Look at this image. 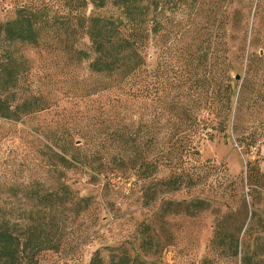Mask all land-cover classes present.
Wrapping results in <instances>:
<instances>
[{"label": "rangeland", "instance_id": "1", "mask_svg": "<svg viewBox=\"0 0 264 264\" xmlns=\"http://www.w3.org/2000/svg\"><path fill=\"white\" fill-rule=\"evenodd\" d=\"M26 1L0 0V22L11 19L15 7ZM30 1L43 17L56 16L62 22L47 29L38 45H14L24 65L19 93L40 97L46 108L18 121L0 118V220L23 236L42 219L57 249L19 255V264H90L97 252L107 261L120 250L154 264H239V256L210 249L215 222L224 219L236 227L239 251L264 253V189L246 182L248 165H258L264 173V143L247 151L229 129L226 138L200 141L204 170L191 182L185 179L178 188H173L177 183L164 184L171 174L165 165L142 178L129 161L122 162L115 138L119 128L130 133L139 119H146L144 105L115 88H102L108 81L89 69L96 55L92 42L83 33L65 32L61 0ZM179 1L186 2L180 10L165 6L167 17L184 24L194 18L193 30L206 17L225 21L234 85L244 78L258 83L264 0ZM100 12L89 4L85 11L87 16ZM165 39L173 45V36ZM154 45L150 41L145 51L148 70L157 63L159 49ZM73 49L85 54L78 59ZM64 150L67 158H75L72 168L55 166L52 153ZM155 151L143 154L151 159ZM58 180L68 185L77 205L66 201L55 210H44L25 194L26 187L49 193ZM81 199H88L87 207ZM196 199L208 207L191 216L164 208L166 201Z\"/></svg>", "mask_w": 264, "mask_h": 264}, {"label": "trees", "instance_id": "2", "mask_svg": "<svg viewBox=\"0 0 264 264\" xmlns=\"http://www.w3.org/2000/svg\"><path fill=\"white\" fill-rule=\"evenodd\" d=\"M88 4L102 12L87 16ZM185 4L179 0H61L59 5L65 12L61 17L66 20L62 23L65 32L83 33L92 42L96 55L89 69L108 81L102 88H115L144 105L146 119H139L133 132L125 125L130 133L123 131L124 127L116 131L118 156L122 162L129 161L142 178L156 172L159 165L171 167L164 184L177 183L173 188L185 179L191 182L204 170L198 149L203 139L226 138L230 129L247 151L264 143V52L258 53V83L244 78L234 85L227 59L225 21L206 17L193 30L194 18L180 24L165 14L166 5L180 10ZM61 22L56 16L40 15V7L30 0L18 4L11 19L0 22V118L18 121L46 108L40 97L19 93L24 65L15 55L14 45H38L44 32ZM171 36L172 46L165 39ZM150 41L159 49L152 70L146 68L145 51ZM73 53L78 59L85 54L80 49H73ZM143 150L156 151L148 159ZM61 152L52 153L55 166L72 168L75 158H67L65 150ZM246 182L253 189H264V173L258 165L247 166ZM56 184V189L44 194L27 187L23 190L44 210H55L66 201L77 205L68 185L60 180ZM81 201L84 206L89 202ZM164 206L168 213L191 216L207 209L208 204L196 199L166 201ZM43 225L42 219H37L19 236L0 220V264H19V255L57 249ZM235 228L228 220H217L210 249L232 258L239 256V264H264L263 252L257 255L239 251ZM90 264L154 263L131 258L120 250L113 251L107 261L97 252Z\"/></svg>", "mask_w": 264, "mask_h": 264}, {"label": "water", "instance_id": "3", "mask_svg": "<svg viewBox=\"0 0 264 264\" xmlns=\"http://www.w3.org/2000/svg\"><path fill=\"white\" fill-rule=\"evenodd\" d=\"M236 79H238V77H236Z\"/></svg>", "mask_w": 264, "mask_h": 264}]
</instances>
